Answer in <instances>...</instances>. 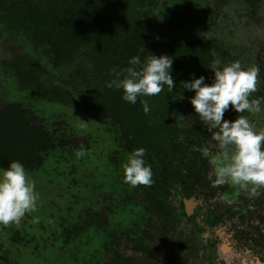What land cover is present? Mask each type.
Instances as JSON below:
<instances>
[{
	"label": "rangeland",
	"instance_id": "obj_1",
	"mask_svg": "<svg viewBox=\"0 0 264 264\" xmlns=\"http://www.w3.org/2000/svg\"><path fill=\"white\" fill-rule=\"evenodd\" d=\"M7 1L11 0H0V5ZM199 1L203 3L204 0ZM207 1L213 3L212 6L205 5L207 13L202 14L208 21L205 25L202 21L188 22L183 33H201L212 42L216 55H222L220 49H225L244 66L259 65L256 94L260 91L264 94V3L259 9H251L243 0ZM15 39L13 33H0L1 97L29 104L36 102L43 117L54 128L68 138H76L78 143L64 148L57 146L40 168L27 170L39 192L37 208L26 213L18 223L3 225L0 238H4L5 244L7 239L13 243L16 229L23 225L26 227L23 228L26 233L23 244H28L25 247L20 244L0 247V264H116L118 255L124 259L132 258L126 259L127 264L258 262L253 249L262 250L264 243L254 246L245 235L251 234L252 239L264 237V208L256 213L250 211L253 219L244 226H238L241 225L238 222L235 226L228 221L220 224L211 218L213 215L210 217L211 210L205 207L207 200L204 197L197 199L194 213L187 216L179 207L191 196L187 197L182 188L175 187L171 195L162 196L148 185L132 186L125 182L121 163L133 149L127 144L126 131L119 125L117 117L108 116L116 105L108 101L109 109L103 110L99 106L103 95L108 93L109 96L114 88L107 91L106 84L111 79L99 76L102 73L97 72L95 64L98 68L110 65L97 57L77 52L64 67L50 66L44 82L39 84L54 90L58 86L57 97L60 98L47 101L40 92L27 91L25 87L22 90V77L16 71H22L26 66L24 62L31 60L27 51L32 50L22 44L20 36ZM23 55L27 58L22 61ZM40 63L38 61V65L31 68L38 70ZM261 108V112L248 115L258 130H264V105ZM174 114L180 115L176 111ZM77 117L87 122L86 126H81ZM209 146L204 153L210 155L213 152L209 163L213 170L211 161L218 164L222 154H230L232 148L221 146L215 140ZM80 147L86 149L85 155L76 157L75 151ZM251 187L241 189V197L251 198ZM216 202L227 205L232 200L220 196ZM34 218L38 219L34 221ZM234 230L244 231L241 234L245 237L230 239L229 233ZM218 232H222L221 236ZM210 236H220L217 242H230L235 247L232 252L217 254L212 260L209 252L200 250L201 259L206 258L201 262L196 247L201 245L202 239L205 241L204 237ZM136 239H141L147 252L136 248ZM189 247L197 251L195 255L188 251Z\"/></svg>",
	"mask_w": 264,
	"mask_h": 264
},
{
	"label": "flooded vegetation",
	"instance_id": "obj_2",
	"mask_svg": "<svg viewBox=\"0 0 264 264\" xmlns=\"http://www.w3.org/2000/svg\"><path fill=\"white\" fill-rule=\"evenodd\" d=\"M95 1L97 0H24V2L21 0H11L0 5V33H13L16 37L15 40H17V36H20L22 38V44L28 46L29 50H32L27 51L31 60L24 62L26 66L23 67L24 69L22 71H16L22 77L20 79L21 88L23 87L22 90H24L25 87L27 91L31 89L34 92H40L46 97L47 101H55L59 97H57L59 87L57 86L56 90H54L50 88V86L39 84L44 82L42 80L46 78L44 75H47L50 66L53 68L64 67L67 61H72L73 58H75L77 52L85 53L87 56H92L94 58L97 57L100 61H103L105 64L107 63L104 56L94 54L92 47L87 45L76 47L72 42L82 19H84L82 17L83 12L85 10L91 11V5ZM109 1H117L121 5L114 8V6L110 4L107 6V13H116L117 8H120V10H123L125 13V15L122 16V27L119 28V26L116 25L117 18L114 19L112 23L108 24V26L118 34L117 41H113L111 44H122L120 46L131 44L132 47L135 46L137 54L142 60L149 52L156 55L166 54L172 57L173 62L174 54L178 52L181 56L185 57V60L191 63H194V61L200 62L197 66L199 67L197 68V75L195 74V76L204 75L206 78L205 83H210L209 78L213 76L212 69L221 66L218 61L224 64L223 62L228 63L234 60L233 53L227 52L225 49H220V54L222 55H216L213 50L212 42L201 33H197L196 35L183 33V29L188 22L193 23L194 21H202L205 25L208 21H205V17L202 16V14L206 12L205 5L212 6L213 3H209L207 0H204L203 3H200L199 0H176V3H173V0H103V2ZM243 3L251 9H259L264 3V0H243ZM128 22L129 24H127ZM60 28H62L64 32H62ZM140 35L146 37L144 44H141ZM142 45H144L145 48H142ZM17 58L19 59V57ZM26 58L27 55H23L21 60H26ZM115 58L118 62L123 63L124 61V58ZM38 61H41V67L38 70L31 68L34 64L38 65ZM94 62L96 63L95 60ZM206 62L208 63L206 64ZM103 67L104 66H101V68ZM96 68L97 72L100 73V68L95 64V69ZM193 72L194 71L188 69L187 71L185 70L181 82L183 83L185 80H190L192 78L190 73L193 74ZM99 76L105 78L103 74ZM113 78L114 77L110 79L112 80ZM105 79H107V77ZM39 85L42 87H39ZM256 93L257 91L253 92L251 97H264L261 91L260 94ZM192 95H194L193 91L184 88L178 91L174 89L172 92H169L167 86H165L161 94L144 97V99H149L148 101L154 99L156 108H167L170 118L176 124V126L174 125L175 127H171L173 128L171 134L166 132L168 140H172L174 137L171 146L168 144L164 134L160 139L152 136L148 140H138L139 147H143L146 150L144 159L147 164L151 165L153 173L152 179L160 178L166 180L168 185L167 188H159L160 190H155L153 186H148L155 191H159L160 195L168 194V196L172 194L173 188H182L187 197L191 196L190 199H184L181 203V207H179L187 216L194 213V208L198 205L197 199L204 197V199L206 198L207 200L205 207L210 208V217L213 215L211 218L214 219L215 222L225 224L224 222L228 221L229 223L232 222L235 226H237L238 223L241 224L238 226H244L243 224L251 222L253 219L252 216L254 215L250 214V211L256 213L260 211L261 208H264V188L257 189L259 192L257 196H253L250 193L252 196L249 198L245 196L241 197V189L239 190L237 185H234L228 180L223 184L214 183L218 164L216 163V165H214L211 161L213 165V170H211L209 163L211 157H213V152L210 155L204 153V150L210 147L209 145H211L214 139L212 138V134L207 131L208 125L200 120L194 112L193 106L188 100V97ZM4 100L19 103L22 108L26 110L27 116H34L37 123H43L55 137H66L62 135L59 129L54 128V125L49 122L48 119L43 117L44 114L41 112L42 109L37 107L36 102L29 104L21 100L19 102L15 100L10 101L6 98H4ZM101 100L102 103L99 105L101 109L105 110V108L109 109L111 107L108 105L109 99L105 98V96H103ZM263 105L264 103H262L261 107ZM175 111L180 115L176 116L174 114ZM239 115L248 117L250 113L247 111L244 113H236L230 106L229 110L225 111L224 118L232 120ZM108 116H112L111 112ZM146 117L153 120L150 113H146ZM135 128L137 127H131L133 130H135ZM174 128L177 130V136H173ZM77 143L76 138H69V141L64 145L58 144L57 142L53 148L47 150L44 154L45 157L41 165L33 169L26 168V170L40 168L44 161L50 157V152L57 146L64 148L68 145H77ZM162 145L167 146L166 150H169V154H167L166 158H160L158 155L159 146ZM130 147L135 149L132 145ZM208 157H210V159ZM0 167L4 166L0 165ZM220 196L224 199L232 200L233 203L228 202L231 204L224 205L223 203L219 205L216 200H218ZM209 200L210 202H208ZM187 206H191L190 213L188 212ZM2 226L3 225H0V229L4 228ZM23 228L26 227L22 225L18 229L15 228L17 234L13 238L15 240L13 243L11 240L9 241V239H7L8 241H6L7 243L5 244L3 241L4 238H0V247L5 245L14 247L19 244L21 247H25L28 243L25 245L23 244L24 241H26L23 237L26 235ZM243 232L242 230H234L232 233H229V238H243L246 236L247 240L252 241L254 246H259L264 243V237L260 238L258 236L252 239L251 234L242 236L241 233ZM221 233L222 232H218L220 236ZM6 236L9 235L7 234ZM220 236H215L214 238L212 236L204 237L205 241L202 239L200 242L201 245H197L196 250L198 251V259H200L201 262H204L206 258L204 257L201 259L203 254L200 253V250H202L203 253L209 252L211 260L216 257L217 254L223 255L232 252L235 247L234 244L230 242H217V239L221 238ZM137 249L142 252H147L148 250L146 247ZM196 250L192 251L190 247L188 248V251L193 253V255L196 254ZM262 250L253 249L257 254L255 255L256 257H254L258 260L256 264H264V250ZM1 254L4 255V253ZM220 259L224 260L223 257ZM232 261H235V259ZM232 264L236 263L234 262Z\"/></svg>",
	"mask_w": 264,
	"mask_h": 264
},
{
	"label": "clouds",
	"instance_id": "obj_3",
	"mask_svg": "<svg viewBox=\"0 0 264 264\" xmlns=\"http://www.w3.org/2000/svg\"><path fill=\"white\" fill-rule=\"evenodd\" d=\"M172 57L166 54L148 55L142 60L139 55L129 58L128 66L115 73L106 86L122 90V99L135 104L140 98L142 109L148 113L150 105L143 97L159 94L165 86L172 92L175 88L171 75ZM210 83L205 76L191 74L183 81V88L193 91L188 97L194 112L205 124L212 138L221 146H231L219 159L214 183L226 180L246 190L251 185V194L259 195L258 188L264 187V130H258L245 115L229 120L224 113L229 107L236 113H259L264 97L252 98L260 79L259 65H242L233 60L212 69ZM81 126H86L81 120ZM145 148L139 147L126 154L121 163L125 182L132 186L151 185V165L144 159ZM86 149L75 151L76 157H83ZM39 192L35 180L28 174L19 160L9 161L7 167H0V225L18 223L28 212L35 211ZM38 218H34V221Z\"/></svg>",
	"mask_w": 264,
	"mask_h": 264
},
{
	"label": "trees",
	"instance_id": "obj_4",
	"mask_svg": "<svg viewBox=\"0 0 264 264\" xmlns=\"http://www.w3.org/2000/svg\"><path fill=\"white\" fill-rule=\"evenodd\" d=\"M110 4L114 8L121 5L117 1L103 2V0H97L93 2L91 5L92 10H85L83 12L82 17L84 19H82L72 40L76 47L87 45L92 47L94 54L104 56L106 64L110 66L100 68L99 71L107 79L114 77L116 72L126 68L130 57L138 55L136 47H132L131 44H125L124 46H120L122 44H111V42L117 41L118 34L108 24L117 18L116 25L119 28L122 27V16L125 13L120 8L116 9V13H107V6ZM60 30L64 32L62 28ZM143 37L144 35L139 36L141 44H144L146 41V37ZM142 48H145V46L142 45ZM115 57L124 58L123 63L118 62ZM174 60L171 66V75L174 79V89L178 91L183 89L181 81L185 70L194 71L193 74L197 75V68H199L197 66L200 62L194 61V63H191L185 60V57L181 56L178 52L174 54ZM109 89L108 87L107 91ZM103 96L112 101L113 105H116L115 109L111 111V115L117 117L119 125H123L127 135L126 141L129 146L132 145L135 148H139L138 140H148L152 136L160 139L163 134L168 144L170 146L173 144V136L178 135L176 128H174L172 140H168L166 132L171 134L173 130L171 127H175L176 124L170 118L167 108L155 107L154 99L148 101L151 109L148 114L150 113L153 118V120H150L146 118L140 98L137 99L135 104L126 102L122 99V90L116 88L113 89L109 96L108 93ZM26 114V110L19 103L5 101L0 95V165L4 167H7L11 160H19L25 168L33 169L42 164L45 157L44 154L47 150L53 148L57 142L64 145L69 141V138L63 136L55 137L43 123H37L34 116H27ZM132 126H136L137 128L133 130L131 129ZM166 147L163 145L159 146L158 155L160 158H166L167 154H169V150H166ZM160 180L162 179H153V183L150 186H153L155 190L167 188V181ZM135 242L136 248L144 247L140 239H136ZM126 259L131 260L132 258L128 257ZM126 259L118 255L116 264H127Z\"/></svg>",
	"mask_w": 264,
	"mask_h": 264
},
{
	"label": "water",
	"instance_id": "obj_5",
	"mask_svg": "<svg viewBox=\"0 0 264 264\" xmlns=\"http://www.w3.org/2000/svg\"><path fill=\"white\" fill-rule=\"evenodd\" d=\"M188 212L190 213L191 211V206H187Z\"/></svg>",
	"mask_w": 264,
	"mask_h": 264
}]
</instances>
